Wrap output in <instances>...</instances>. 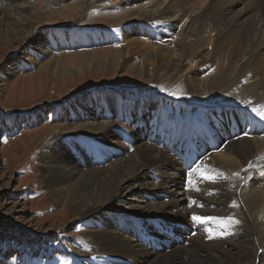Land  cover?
I'll return each mask as SVG.
<instances>
[{
	"label": "bare ground",
	"instance_id": "1",
	"mask_svg": "<svg viewBox=\"0 0 264 264\" xmlns=\"http://www.w3.org/2000/svg\"><path fill=\"white\" fill-rule=\"evenodd\" d=\"M30 1L0 0V19L8 22L5 32L0 28V39L13 35L28 57L8 61L15 67L1 69L0 87L19 67L35 68L37 74L55 72L49 57L71 47H86L92 60L121 64L138 49L143 65L164 71L184 66L169 62V56H177L197 60L211 73L175 84L184 92L181 103L167 102L169 97L162 99L152 90L145 101L136 89H87L54 106L49 118L70 123L72 117L74 123L46 124L44 133L51 138L38 155L39 171L52 205L90 225L85 224L80 244L73 243L88 251L79 256L64 239L58 245L42 243L39 249L21 247L20 264H264V132L232 134L244 120H261L264 126V0H147L137 6L133 4L141 0H57L52 3L53 28L36 32ZM239 4L243 8L234 11ZM118 17L124 22L114 29L80 26L87 19L107 25ZM56 22L62 25L54 27ZM152 35L157 41L174 38V49L159 51L154 40L146 41ZM119 43L116 50L103 45ZM154 49L161 55H152ZM44 58L48 61L40 64ZM143 69L136 65L131 71ZM148 103L154 105L152 112ZM180 109H200L201 114L188 125L178 121ZM35 112L7 115L3 122L13 132L20 128L14 127L15 120L23 122L21 127L37 122L41 113ZM161 126L175 128L160 138ZM204 130L218 147L214 151L203 145L201 161L188 171L179 157L183 147L172 137L187 142ZM96 146L111 155L106 167L95 158ZM148 173L156 184L148 181ZM206 175L214 181L205 180ZM144 193L154 199L152 204ZM193 215L202 220L194 222ZM254 248L260 255L253 254Z\"/></svg>",
	"mask_w": 264,
	"mask_h": 264
},
{
	"label": "rangeland",
	"instance_id": "2",
	"mask_svg": "<svg viewBox=\"0 0 264 264\" xmlns=\"http://www.w3.org/2000/svg\"><path fill=\"white\" fill-rule=\"evenodd\" d=\"M55 1L57 0L30 1L32 6L31 9L35 12L33 13L34 32L47 31L53 28L51 23L55 18L51 15L55 13L54 10L56 7L52 4ZM60 1L62 0H59V2ZM76 1L81 2L83 0ZM144 1L147 0H141L133 4V6L141 5ZM242 8L243 4H239L234 7L233 10L238 11ZM102 10V12L106 13L107 11H111L110 8H102ZM90 15L93 14L89 12L88 16ZM123 18L124 17H118L109 20L107 25H105L104 21H100V19H93L90 21L87 19V21H82L80 26L85 30L92 28L101 29L104 27L114 29L115 27L117 28L118 24L124 22ZM0 21V28L5 32V29L8 28V22L6 19H0ZM184 22L180 23L179 27H181ZM56 23L54 27L62 25L58 22ZM15 33L16 37H19L17 32ZM141 38L144 40L143 36H141ZM153 40L156 42L154 45L159 47V51L164 52L167 49V51L174 49L172 46L175 42L174 38L167 37L164 41H157V38L153 36L152 38H147L146 41L151 42ZM119 42H121V40H119ZM103 45L105 48L108 47L116 50L120 47L121 43L111 47L110 44L107 46L106 44ZM85 49L81 47H71L57 52L54 51L53 55L49 58L51 59L50 61H54L55 72L37 74L35 68L19 67L16 72L10 71L8 78L3 81V86L0 87V256L4 257H0V264H20L18 251H20L21 247H24L25 250L34 247L39 249L42 243H53L58 245V243L64 239L66 246L70 245L75 249L73 243L80 244L83 240V235L86 231V223L79 222L71 211H62L61 206L52 205L50 199H48L49 196L47 195V190L44 187L39 171L41 163L39 162L38 155L47 146L51 138V133H44L46 124L54 122L55 125L59 124L60 126H66L72 122L74 123L72 117H70L72 121L70 123L53 121L52 116L49 118L51 114L50 110L54 106L63 104L68 99L77 95L78 92H85L87 89H101L118 93L136 89L138 92L140 91L139 93L145 101L149 96V92L152 90L162 99H164L163 97H165V99L169 97L168 99L170 100L167 99V102L181 103V97H183L184 92L179 88L174 89V85H177L178 82L184 78L187 79L191 76L198 75L204 78L211 73V68H209V66L199 64L197 60H188V62H186L187 59H183L182 57L178 59L177 56H169V62L177 64L180 61L184 63V66L180 67L177 71H164L147 64L143 65V51L141 52L138 49H135L132 54L128 55L126 61L122 62L123 64L113 63L111 61L103 62L96 58L92 60L91 56L87 55L90 52ZM22 52L24 54H22ZM157 53L156 49L152 50V55L156 56ZM78 54L85 55L79 56ZM18 57L21 59L28 58L27 50L26 52L22 51V47L18 46L13 35L3 34V38L0 39V71L3 68L8 71L10 68L15 67L14 64L8 61ZM47 59L48 58L42 59L40 64H45L48 61ZM136 65L144 66L141 73L135 70V72L131 71ZM188 69L190 70L187 74L185 72H187ZM169 82L171 85L168 86V84H170ZM240 84L241 83H236V86ZM164 86H166V88H164ZM89 93L90 91H88V94ZM208 99L211 100L212 96ZM179 105L182 108V104ZM241 105L244 107L243 103ZM153 106V103H148L147 108L152 112ZM37 110V113H39V111L41 113L40 116H38L39 120H37V122L21 127L23 122L20 120L18 123V121L15 120L16 123L14 127L20 126V128H17L13 132H11L3 122L4 117L7 115L16 117L21 114L27 116ZM257 110L258 109H256L255 112ZM178 111L179 108H176L175 112L178 113ZM195 113L198 114L195 115ZM162 114L163 116L167 115L166 108ZM179 114L181 115L178 121L183 120L185 124L187 123L189 125L190 121H193V123L195 122V116H200L201 110L195 109L188 113L180 109ZM158 115L161 116L160 113H158ZM117 122L123 125L125 124L122 119ZM174 124H179V122L174 121ZM183 126L185 127V125ZM162 127L163 126H161V130H159L160 133L158 132L160 138L163 133H171L175 128L169 131L168 127ZM153 133H155L154 130ZM162 138H166V136ZM79 139L80 138H76L75 140ZM76 144L77 143H75V145ZM94 150L96 151L95 158L106 167L107 164H109L108 162L111 155L101 150V148L98 150L97 146L94 147ZM130 151L132 152L131 149ZM146 177L149 182L156 184L155 177L150 174L148 176L146 175ZM143 195L149 204L154 202V199L150 197V195L147 196L146 193ZM168 199V197H164L162 201L167 202ZM244 209L243 207V210ZM86 225L90 226L88 224ZM191 231H193V233H190V236L196 240L194 230ZM5 244L9 246L8 249L3 248ZM254 249L256 252L253 250V254L256 253V256L260 255L262 252L260 249ZM86 251H88L87 248H85L84 252ZM75 252L76 254L78 253L77 255L79 256L84 253L78 248L75 249ZM230 259L232 261L234 260L232 257Z\"/></svg>",
	"mask_w": 264,
	"mask_h": 264
},
{
	"label": "snow or ice",
	"instance_id": "3",
	"mask_svg": "<svg viewBox=\"0 0 264 264\" xmlns=\"http://www.w3.org/2000/svg\"><path fill=\"white\" fill-rule=\"evenodd\" d=\"M262 119H264V117H262ZM205 180H209V181H214V177L213 176H208V175H206V176H204L203 177ZM189 183H191V181H189ZM189 206H191V204L189 205ZM192 220L194 221V222H200L201 220H202V217H200V216H196V215H193L192 216ZM211 238V237H210Z\"/></svg>",
	"mask_w": 264,
	"mask_h": 264
}]
</instances>
